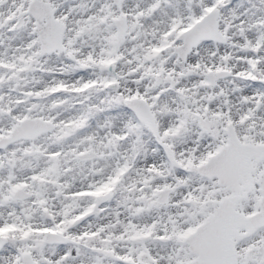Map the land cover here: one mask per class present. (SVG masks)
I'll return each mask as SVG.
<instances>
[{
  "label": "snow or ice",
  "instance_id": "6c2138e0",
  "mask_svg": "<svg viewBox=\"0 0 264 264\" xmlns=\"http://www.w3.org/2000/svg\"><path fill=\"white\" fill-rule=\"evenodd\" d=\"M0 264H264V0H0Z\"/></svg>",
  "mask_w": 264,
  "mask_h": 264
}]
</instances>
